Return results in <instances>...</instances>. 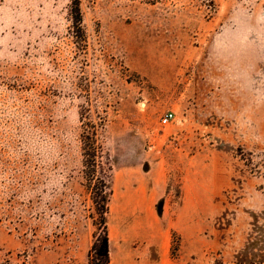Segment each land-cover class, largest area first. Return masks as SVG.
I'll return each instance as SVG.
<instances>
[{
    "label": "rangeland",
    "instance_id": "374dc122",
    "mask_svg": "<svg viewBox=\"0 0 264 264\" xmlns=\"http://www.w3.org/2000/svg\"><path fill=\"white\" fill-rule=\"evenodd\" d=\"M94 132L111 264H264V0H0V264H89Z\"/></svg>",
    "mask_w": 264,
    "mask_h": 264
},
{
    "label": "trees",
    "instance_id": "16d2710c",
    "mask_svg": "<svg viewBox=\"0 0 264 264\" xmlns=\"http://www.w3.org/2000/svg\"><path fill=\"white\" fill-rule=\"evenodd\" d=\"M79 13V9L76 8ZM76 23L81 25V17H76ZM93 134V135H92ZM83 134V172L87 190L99 205V224L101 233L89 250V264H111L109 234L105 221L110 194L109 176L112 170L109 157L97 133Z\"/></svg>",
    "mask_w": 264,
    "mask_h": 264
},
{
    "label": "built area",
    "instance_id": "2783aa9c",
    "mask_svg": "<svg viewBox=\"0 0 264 264\" xmlns=\"http://www.w3.org/2000/svg\"><path fill=\"white\" fill-rule=\"evenodd\" d=\"M174 119V113L171 111L166 112L162 117V124L166 125L172 122Z\"/></svg>",
    "mask_w": 264,
    "mask_h": 264
}]
</instances>
